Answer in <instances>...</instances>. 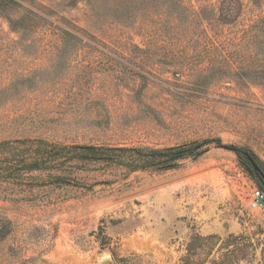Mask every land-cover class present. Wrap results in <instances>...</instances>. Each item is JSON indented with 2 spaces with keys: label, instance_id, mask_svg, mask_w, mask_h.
<instances>
[{
  "label": "rangeland",
  "instance_id": "obj_1",
  "mask_svg": "<svg viewBox=\"0 0 264 264\" xmlns=\"http://www.w3.org/2000/svg\"><path fill=\"white\" fill-rule=\"evenodd\" d=\"M263 17L264 0L0 7V264H264ZM80 146L202 153L137 170Z\"/></svg>",
  "mask_w": 264,
  "mask_h": 264
},
{
  "label": "trees",
  "instance_id": "obj_2",
  "mask_svg": "<svg viewBox=\"0 0 264 264\" xmlns=\"http://www.w3.org/2000/svg\"><path fill=\"white\" fill-rule=\"evenodd\" d=\"M11 3H13V0H0V7L6 8ZM31 10L27 8V12ZM227 12L229 13V11ZM249 31L252 33L250 39L254 38L255 44L261 43L264 47V17L253 25ZM260 70L264 72V63L260 66ZM201 153L194 146L166 149H105L80 146L75 148V152L70 155L84 160L104 161L108 164L115 163L128 169L165 171L174 169L179 160Z\"/></svg>",
  "mask_w": 264,
  "mask_h": 264
},
{
  "label": "built area",
  "instance_id": "obj_3",
  "mask_svg": "<svg viewBox=\"0 0 264 264\" xmlns=\"http://www.w3.org/2000/svg\"><path fill=\"white\" fill-rule=\"evenodd\" d=\"M250 207L253 210H259L262 213H264V190L259 189V188L253 189L252 194H251Z\"/></svg>",
  "mask_w": 264,
  "mask_h": 264
},
{
  "label": "flooded vegetation",
  "instance_id": "obj_4",
  "mask_svg": "<svg viewBox=\"0 0 264 264\" xmlns=\"http://www.w3.org/2000/svg\"><path fill=\"white\" fill-rule=\"evenodd\" d=\"M249 163L251 164L254 173L256 174V177L258 179V181L260 182V184L264 187V170L260 167L259 164H257L254 160H250L248 158ZM257 166V169L255 168V166Z\"/></svg>",
  "mask_w": 264,
  "mask_h": 264
},
{
  "label": "water",
  "instance_id": "obj_5",
  "mask_svg": "<svg viewBox=\"0 0 264 264\" xmlns=\"http://www.w3.org/2000/svg\"><path fill=\"white\" fill-rule=\"evenodd\" d=\"M255 166V168L257 169V166L256 165H254Z\"/></svg>",
  "mask_w": 264,
  "mask_h": 264
}]
</instances>
